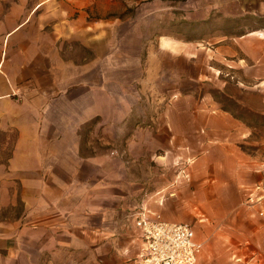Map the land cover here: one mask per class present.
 <instances>
[{"label":"crops","instance_id":"obj_1","mask_svg":"<svg viewBox=\"0 0 264 264\" xmlns=\"http://www.w3.org/2000/svg\"><path fill=\"white\" fill-rule=\"evenodd\" d=\"M92 5L102 7L0 0V264H136L142 245L129 216L142 206L169 222L226 215L243 232L232 242H264V157L241 148L250 128L203 99L165 91V109L142 124L128 88H168L186 67L142 68L106 32L90 36ZM218 7L264 22V0ZM231 37L244 39L238 62L261 69L264 26ZM196 242L198 264L209 245ZM246 257L232 255L260 259Z\"/></svg>","mask_w":264,"mask_h":264},{"label":"rangeland","instance_id":"obj_2","mask_svg":"<svg viewBox=\"0 0 264 264\" xmlns=\"http://www.w3.org/2000/svg\"><path fill=\"white\" fill-rule=\"evenodd\" d=\"M96 1L102 7L92 5L89 11L90 36L106 32L108 44L129 54L142 68L154 69V64L165 62L164 70L172 74L174 70L182 73L186 67V78L172 79L168 88H128L133 112L142 124L165 109L167 97L161 96L163 91L170 97L203 99L207 107L228 112L250 128L241 148L264 157V65L260 69L239 63L237 59L243 57L239 45L244 39L231 37L245 28L264 26V22L228 17L220 11L219 0ZM228 48L231 54H238L229 56ZM108 153L118 155L115 150ZM233 201L220 200L217 207H226ZM178 217L181 220L175 222L192 226L196 241L201 239L209 245L198 264H246L236 263L233 253L247 255L246 258L259 255L260 259L251 264H264V242H232L234 235L240 237L243 232L230 228L228 216L187 213ZM236 220V227L244 230L243 216H236Z\"/></svg>","mask_w":264,"mask_h":264},{"label":"built area","instance_id":"obj_3","mask_svg":"<svg viewBox=\"0 0 264 264\" xmlns=\"http://www.w3.org/2000/svg\"><path fill=\"white\" fill-rule=\"evenodd\" d=\"M129 218L142 245L136 264H196L202 245L190 224L165 221L143 206Z\"/></svg>","mask_w":264,"mask_h":264}]
</instances>
